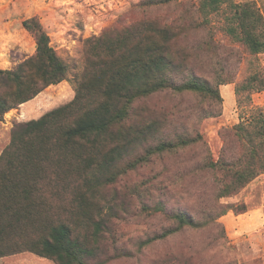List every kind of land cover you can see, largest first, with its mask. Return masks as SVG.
I'll use <instances>...</instances> for the list:
<instances>
[{
  "label": "trees",
  "instance_id": "obj_1",
  "mask_svg": "<svg viewBox=\"0 0 264 264\" xmlns=\"http://www.w3.org/2000/svg\"><path fill=\"white\" fill-rule=\"evenodd\" d=\"M174 2L182 5V12L171 22L145 17L89 39L95 43L88 48L73 100L13 126L11 142L0 157V257L30 251L57 264H91L98 244L90 245L88 236L46 206L42 190L48 174L62 177V185L69 188L77 179L100 180L139 147L146 152L130 163L133 168L156 154L189 148L201 140L200 135H184L156 141V124L136 114L140 100L164 90L193 93L212 104L223 101L220 85L231 79L227 66L218 68L217 82L193 72L185 77L188 55L178 40L184 32L206 31L200 44L214 51L218 32L246 49L248 74L235 88L238 107L250 105L253 94L264 90V66L259 61L264 53V0H143L140 6ZM23 26L35 37L36 52L12 69H0V118L68 77V63L51 44L39 17L24 19ZM233 129L242 145L240 154H223L204 165L215 175L216 205L197 216L186 208L170 210L162 202L146 204L144 210L165 214L171 226L141 241L142 247L181 232L219 227V219L231 210L248 211L245 203L219 201L238 194L264 173V107L242 117ZM92 221L98 243L104 225ZM219 238H227L224 229ZM184 259L173 254L155 264L196 263L192 256Z\"/></svg>",
  "mask_w": 264,
  "mask_h": 264
},
{
  "label": "rangeland",
  "instance_id": "obj_2",
  "mask_svg": "<svg viewBox=\"0 0 264 264\" xmlns=\"http://www.w3.org/2000/svg\"><path fill=\"white\" fill-rule=\"evenodd\" d=\"M142 1L0 0V69H12L36 52L35 37L23 26L24 19L36 15L49 33L51 44L69 66L66 80L47 87L29 105H20L0 118V157L11 142L16 123L38 119L73 100L88 48L95 43L89 39L145 17L171 22L182 12L178 2L145 9L140 6ZM181 23L188 25L187 20ZM216 37L219 41L216 51L200 44L207 38L204 30L189 29L178 40L181 48L186 47L188 55L185 77L193 72L217 82L221 72L218 68L227 66L231 79L220 85L222 102L212 104L193 93L164 90L140 100L137 105L138 118L147 124H156V141L200 135L201 140L196 145L156 154L149 162L133 168L130 163L146 152L144 147H139L100 180L77 179L69 188L62 185V177L48 174L42 190L46 206L53 210L56 218L66 220L82 236H88L90 245L98 244V254L89 259L91 264H155L173 254L182 255L183 259L192 256L194 264H264V227L259 237L263 244L254 247L257 244L249 242L251 234L247 230L238 236L228 225L225 216L235 213L233 210L219 219L222 224L219 227L185 231L141 246V241L171 226L165 214L144 210L146 204L154 206L162 202L170 210L186 208L197 216L216 205L215 175L204 165L207 160H217L223 154L237 157L242 145L234 126L242 117H249L255 108L264 107V90L253 94L250 105L238 107L235 88L248 74L249 54L221 32ZM259 61L264 66V53L259 55ZM156 141L151 143L156 144ZM54 179L58 180V185ZM227 203L264 206V173L238 194L219 201L220 205ZM84 211L86 215H81ZM92 219L104 225L98 243ZM245 220L242 219L244 225ZM222 229L227 238L217 240ZM2 261L3 264L13 261L57 264L30 251L0 257L1 264Z\"/></svg>",
  "mask_w": 264,
  "mask_h": 264
},
{
  "label": "crops",
  "instance_id": "obj_3",
  "mask_svg": "<svg viewBox=\"0 0 264 264\" xmlns=\"http://www.w3.org/2000/svg\"><path fill=\"white\" fill-rule=\"evenodd\" d=\"M36 98L22 104L24 106L29 105L32 103ZM263 175V174H262ZM262 205L259 206H251L248 205V211L242 214H235L232 212H229L225 218H227L228 225H231L233 229L236 231L238 236L244 235L246 230L249 234V242L252 244H257L254 247L259 246L258 244H263V242L260 241L259 237L262 236L261 229L264 227V210ZM246 218L247 224L244 225L242 222V219ZM258 240V241H257ZM258 242V243H257ZM4 262L2 261V264ZM1 264V263H0ZM11 264H17L15 261L11 262ZM19 264V263H18Z\"/></svg>",
  "mask_w": 264,
  "mask_h": 264
}]
</instances>
